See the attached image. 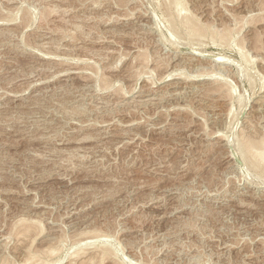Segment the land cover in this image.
Masks as SVG:
<instances>
[{
  "label": "rangeland",
  "instance_id": "374dc122",
  "mask_svg": "<svg viewBox=\"0 0 264 264\" xmlns=\"http://www.w3.org/2000/svg\"><path fill=\"white\" fill-rule=\"evenodd\" d=\"M167 1L0 0V264H264V0Z\"/></svg>",
  "mask_w": 264,
  "mask_h": 264
},
{
  "label": "bare ground",
  "instance_id": "6f19581e",
  "mask_svg": "<svg viewBox=\"0 0 264 264\" xmlns=\"http://www.w3.org/2000/svg\"><path fill=\"white\" fill-rule=\"evenodd\" d=\"M23 1V0H22ZM62 1V0H61ZM164 1V0H163ZM170 1V2H169ZM183 1H185V0H168L167 2H169L168 3V5L166 6V11H164V12H166V13H164V14H162V16L164 15V21H166L165 23H168L167 24V26L169 27V30L170 31H172L174 34H176L177 35V37L180 35L179 34V25L180 26H182V28H184L187 32V34L189 35V37L188 38H191V40H192V42H194L193 40H195L197 43H198V41H199V39H203L205 36L207 37L209 34H211V36L212 37H210V38H212L211 40H213L214 42H216V41H219V42H225L226 41V39H229L228 37L226 38V35L225 34H223V35H220V36H218V35H216L217 33L216 32H213V30H212V27H208L206 24H203V22L201 23V22H199V20H198V18H196V16L193 14V13H191V12H193V11H191L190 12V10L188 9V7H186L185 5H186V3L184 4L183 3ZM188 6V5H187ZM262 6H264V5H262ZM18 7V6H17ZM105 7V6H104ZM12 8V7H11ZM264 8V7H263ZM14 9V8H13ZM90 9V8H89ZM105 11V10H104ZM107 11V10H106ZM260 12V11H259ZM82 15V14H81ZM109 15V14H108ZM133 16H134V14H133ZM92 17V16H91ZM179 17H181L180 19H177V18H179ZM237 17V16H236ZM259 17V16H258ZM27 18V17H26ZM77 18V17H76ZM124 18V17H123ZM262 17H260V19H261ZM79 19V18H78ZM89 19V18H88ZM178 20H179V22H178ZM262 20V19H261ZM83 22V21H82ZM234 22H236V21H234ZM89 23V22H88ZM94 24V23H93ZM22 25V24H21ZM167 27V28H168ZM214 27V26H213ZM76 28H77V26H76ZM241 28V27H240ZM92 29V28H91ZM228 29V28H227ZM232 29V28H231ZM181 30H183V29H181ZM139 31H141V30H139ZM215 31V30H214ZM181 32V31H180ZM223 32V31H222ZM183 33V32H182ZM185 33V34H186ZM220 33V32H219ZM230 35V34H229ZM120 36V35H119ZM124 36V35H123ZM181 37H183V36H181ZM218 37V38H217ZM106 38V37H105ZM209 38V37H208ZM240 38V37H239ZM106 40V39H105ZM163 40V39H162ZM198 40V41H197ZM190 41V40H189ZM201 41V40H200ZM199 41V43H201ZM190 43H191V41H190ZM225 43H227V42H225ZM123 44V43H122ZM225 45V44H224ZM238 45V44H237ZM257 45V44H256ZM261 45V44H260ZM191 47V46H190ZM242 47V46H241ZM257 47V46H256ZM240 48V47H239ZM243 48V47H242ZM241 48V49H242ZM243 51V50H242ZM262 52V51H261ZM241 53H244V52H241ZM209 55V57L211 56L212 57V55H210V54H213V52H209V53H207V52H205V55ZM204 55V54H203ZM244 55V57H246V58H250V57H248V56H245V54H243ZM264 57V56H263ZM215 58H222V59H226V58H223V57H215ZM214 58V59H215ZM222 59H219V60H222ZM248 60V59H247ZM210 61H212L211 59H210ZM249 61V60H248ZM172 62V61H171ZM215 62H217V61H215ZM222 62V61H221ZM224 62V61H223ZM263 62V61H262ZM144 63H146V61L144 62ZM145 65H147V64H145ZM157 65V64H156ZM87 67V66H86ZM73 68V67H72ZM205 69V68H204ZM203 70V69H202ZM203 71H205V70H203ZM70 72V71H69ZM199 73V72H198ZM203 73V72H202ZM78 76V75H77ZM175 76H177V75H175ZM164 77V76H163ZM104 78H106V77H104ZM179 78V77H178ZM184 78V77H183ZM182 78V79H183ZM104 80H106V79H104ZM190 80H191V78H190ZM193 80V79H192ZM102 81V80H101ZM161 81V80H160ZM214 82H212V84H213ZM177 84V83H176ZM99 85H101V84H99ZM103 85V84H102ZM214 85V84H213ZM191 87V86H190ZM198 89V88H197ZM185 90V89H184ZM228 90H230V89H228ZM158 91V90H157ZM232 91V90H231ZM180 92V91H179ZM201 92V91H200ZM226 93H228V92H226ZM188 94V93H187ZM217 94H219V93H217ZM225 94V93H224ZM125 95V94H124ZM204 96V95H203ZM222 96H224V95H222ZM2 98V97H1ZM127 98V97H126ZM207 98V97H206ZM134 99V98H133ZM214 99V98H213ZM156 100V99H155ZM149 101V100H148ZM130 103H132V102H130ZM231 109V108H230ZM229 109V110H230ZM225 112V111H224ZM230 112H231V110H230ZM227 114H229V113H227ZM218 116V115H217ZM90 121V120H89ZM246 122V121H245ZM250 121H248V122H246V126H245V130H242L241 131V133H240V135H239V137H238V139L237 140H235L234 141V143H233V145H234V147H235V151H236V154L241 158V160L243 161V163H244V165H245V167H247V168H249L250 167V169H253V171L254 170H256V171H258V172H260L261 171V169H264V168H262V166L264 165V134H258L256 131H254L255 129H253L254 128V125L252 126L251 125V123H249ZM132 132V131H131ZM259 133H260V131H259ZM103 135V134H102ZM126 135V134H125ZM124 135V136H125ZM221 136H223V135H221ZM223 138H224V136H223ZM181 141V140H180ZM221 141V140H220ZM232 146V145H231ZM233 148V147H232ZM249 169V170H250ZM257 174V173H256ZM255 174V175H256ZM264 177V176H263ZM256 193V192H255ZM69 204V203H68ZM75 205V204H74ZM156 208V207H155ZM34 209V208H33ZM67 211V210H66ZM22 220H25V219H22ZM27 222V221H26ZM42 223V222H41ZM28 225V224H27ZM26 225V226H27ZM29 226V225H28ZM60 226V225H59ZM42 227H43V225H42ZM24 228H25V226H24ZM23 227H22V230L24 229ZM21 230V231H22ZM28 230V229H27ZM29 230H31L30 229V227H29ZM45 230V229H44ZM24 231H26V230H24ZM55 231H57V230H55ZM20 232V231H19ZM29 232V231H28ZM24 234H26L25 232H24ZM29 235V234H28ZM100 236H97L96 234L94 235L93 234V236H92V238H100V237H102V236H104V234H99ZM61 236V235H60ZM84 237V236H83ZM24 238H26V237H24ZM61 238V237H60ZM91 238V239H92ZM263 238V237H262ZM17 239V238H16ZM62 239V238H61ZM19 241V240H18ZM28 241V240H27ZM50 241V240H49ZM101 241V240H100ZM59 242H61L60 240H59ZM77 242H79V241H77ZM89 242L90 241H88L87 243H88V245H87V243H86V245L88 246V247H90V248H88V247H86V248H88V249H91V248H94L93 246H90L89 245ZM99 242V241H98ZM75 243V242H74ZM97 242H94V241H92V243H90V244H95V250L93 251L92 250V252L90 253V254H87V252H85L86 253V255L84 256V255H82V256H79V255H81L80 253H83L82 252V249L84 248V247H80V249H78V251H77V253H75L76 255L78 254V257L77 258H75V256H74V258L75 259H77L76 260V262H77V264H86V263H88V262H90V263H94V261L95 262H97L96 264H98V261H96V259H102L103 257L105 258V255H107L108 254V250L106 249V248H101L100 249V246H102V247H105V244H103V245H98V244H96ZM33 245V244H32ZM108 245V244H107ZM83 246H84V244H83ZM109 246V245H108ZM79 247V246H78ZM59 248V247H58ZM110 249V248H109ZM261 249V248H260ZM45 249H43V251H44ZM56 250H57V247L56 246H48L47 248H46V250H45V252H42L41 250V252L42 253H45L46 255H48V254H55V253H57L56 252ZM75 250V249H74ZM86 250V249H85ZM29 251H30V249H29ZM39 251V250H38ZM38 251L36 252V251H34V252H32V251H30L29 252V254H27L28 255V258L26 259V260H24L25 262L24 263H22V264H49V262L47 261L48 259H43V258H40V256H39V254H40V251H39V254H38ZM73 251V250H72ZM71 251V252H72ZM110 252H111V250H110ZM115 253V252H114ZM45 254H40L41 256L42 255H45ZM58 254V253H57ZM113 254V253H112ZM72 255V254H71ZM70 255V256H71ZM110 255V254H109ZM114 255H116V253L114 254ZM258 255H259V253H258ZM34 256L36 257V256H38L39 257V259L37 258H35L36 260H33L34 259ZM52 256V255H51ZM117 256V255H116ZM247 256V255H246ZM42 257H44V256H42ZM46 257V256H45ZM44 257V258H45ZM49 257H50V255H49ZM53 257V256H52ZM73 257V256H72ZM47 258V257H46ZM70 259H71V257H69ZM75 259H72V261L73 260H75ZM101 259H100V261H101ZM115 259V258H114ZM262 259V258H261ZM50 261V260H49ZM128 261V260H127ZM59 262H61L60 260H59ZM58 261L57 262H54L53 264H58L59 263ZM71 262V261H70ZM102 262V264H103V261H101ZM115 262V261H114ZM113 262V264H119V263H121V262H119L118 261V263L116 262V263H114ZM125 262V261H124ZM122 263V264H125V263ZM4 263V262H3ZM73 263V262H72ZM90 263H88V264H90ZM100 263V262H99ZM129 263H134V262H130L129 261ZM13 264V263H12ZM95 264V263H94Z\"/></svg>",
  "mask_w": 264,
  "mask_h": 264
}]
</instances>
